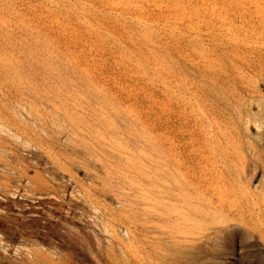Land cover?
Instances as JSON below:
<instances>
[{"label": "rangeland", "instance_id": "1", "mask_svg": "<svg viewBox=\"0 0 264 264\" xmlns=\"http://www.w3.org/2000/svg\"><path fill=\"white\" fill-rule=\"evenodd\" d=\"M184 79L238 108L240 138L264 164V0H0V162L9 163L0 166V215L34 223L23 240L16 234L15 256L38 250L31 244L38 241L61 264H264L262 201L246 198L237 207L243 223L176 253L159 232L161 212L141 203L146 192L160 199L158 186L121 189L120 175L108 181V172L117 176L120 166L128 175L126 159L97 158L71 131L51 125L61 100L97 109L75 93L103 90L166 149L180 141ZM43 82H56L59 98H40L51 91ZM21 172L33 180L28 189L49 193L8 191Z\"/></svg>", "mask_w": 264, "mask_h": 264}, {"label": "bare ground", "instance_id": "2", "mask_svg": "<svg viewBox=\"0 0 264 264\" xmlns=\"http://www.w3.org/2000/svg\"><path fill=\"white\" fill-rule=\"evenodd\" d=\"M43 83L51 91L48 90L43 95L39 94L40 98L47 97L48 94H56L59 98L58 93L53 90L56 82V84ZM58 84L67 85L62 82ZM32 86L36 85L32 84ZM87 87L91 88L94 85L90 82L89 86H85ZM179 87L185 121L180 129L179 143L175 144L176 141L172 137L175 142L172 139L166 149L164 146H157L159 143L153 141L150 129L141 125L133 111L120 109L114 98L103 90L88 91L86 95L79 90L75 91L78 98H86V101L94 99L93 103L96 100L97 109L94 107L90 110L88 106H81L80 109L66 107L65 101L60 99V105L55 106L56 111H53L55 115L53 114L52 118L50 116V121L54 127L71 131L75 140L80 138L83 142L82 146L97 158L105 156L108 158L106 161H109L113 156H117L126 159V169L130 170L128 175L120 166L116 169L117 176L111 175L112 171L108 172L110 174L108 181L115 180L120 175L118 180L122 185L121 189L127 187L141 190L144 185H151L153 188L158 186L160 199L154 194V196L147 195L146 192V195L141 197V203L150 208V214L161 212L160 220L164 224L160 222L163 225L159 228V232L166 231V236L174 246L175 252L186 255L189 250L186 246L188 243L196 244L195 242L202 237L222 233L225 229L243 223L244 217L237 215V207L241 206L240 203L246 198L251 200L254 206L260 204V201L264 204V164L253 160L254 151H251V155L247 153L238 132V108L231 109L228 98H218L215 94L207 92L195 80H180ZM73 95L68 94L71 97ZM48 99L49 102L50 98ZM261 102L262 128L264 99H261ZM26 111L28 113V110ZM78 114L81 117H78ZM2 128L3 125L0 124L1 131ZM66 135L69 137L67 133ZM186 148L191 149L188 155L184 152ZM101 159L98 160L105 161V158ZM8 165L7 162H0V166ZM19 165L21 166V162ZM157 168L159 173L156 172ZM19 174L20 176L16 178L17 185H12L9 180L5 184L8 191L11 189L20 192L30 191L31 195L39 197L49 193L43 187L28 189V185H33V180L25 172ZM5 175L11 177L9 174ZM22 179H24L23 183ZM11 194L15 196L17 193L14 191ZM19 196L23 195L19 194ZM0 211L3 210L0 208ZM30 222L36 220L31 219ZM32 224H29L24 216L13 217L8 210L0 215V264H61L62 257L53 258L52 256H57L58 253L53 249L52 252L50 248L43 250L45 245L38 241L31 242L38 247V250H30L31 248L27 247L30 252H21L15 256L16 234L23 240L26 230L31 228ZM48 224L51 222L48 221Z\"/></svg>", "mask_w": 264, "mask_h": 264}]
</instances>
